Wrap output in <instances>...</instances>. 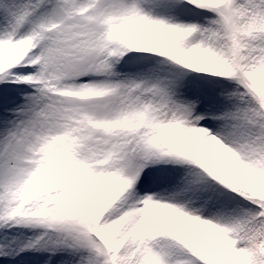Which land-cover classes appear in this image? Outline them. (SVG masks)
<instances>
[{
    "label": "snow or ice",
    "instance_id": "6c2138e0",
    "mask_svg": "<svg viewBox=\"0 0 264 264\" xmlns=\"http://www.w3.org/2000/svg\"><path fill=\"white\" fill-rule=\"evenodd\" d=\"M0 264H264V0H0Z\"/></svg>",
    "mask_w": 264,
    "mask_h": 264
}]
</instances>
